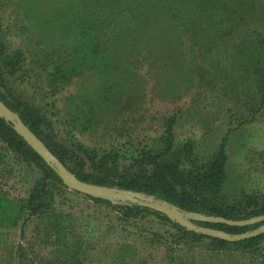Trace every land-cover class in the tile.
Segmentation results:
<instances>
[{"label":"trees","instance_id":"1","mask_svg":"<svg viewBox=\"0 0 264 264\" xmlns=\"http://www.w3.org/2000/svg\"><path fill=\"white\" fill-rule=\"evenodd\" d=\"M110 1L105 4L107 9L101 6V12L99 2L98 7L93 8L92 0H70L66 6L55 5L53 13L59 20L57 34L71 38L73 48L66 46L71 53L62 60L54 59L48 49L40 47L36 50V57L55 66L47 83L51 94L55 95L70 85L73 79L93 73L97 77L94 83L97 87L93 91L85 89L77 99H70L71 107L80 100L85 106L84 110L79 107L82 112L91 111L89 102L102 104L104 109L112 108V113L120 106L124 107L123 110H138L146 98L145 84L139 72L149 59L152 61L147 65L155 71L157 84L164 87L172 83L169 79L174 77L173 31L178 19L191 15L199 21L197 41L209 38L210 44L215 45L218 34H222V46L218 42L215 51L211 50L213 57L219 53L226 59L222 63L227 62L234 70L228 58L237 54L246 75L252 67V78L261 95L256 111L264 108L263 34L253 29L251 41L245 38L243 45L233 46L237 53L233 54L227 46L239 31L249 27L250 20L259 18L257 22L262 26L264 0ZM256 11L261 13L262 19L252 16ZM22 30L25 33L30 31L27 27ZM248 30L246 32L250 36ZM3 31L0 25V101L17 114L81 181L153 196L184 213L231 221L264 216V192L260 187L248 181L243 174L230 180L227 154L230 131L222 139L217 152L209 157L201 156L191 140L178 143L175 130L179 114L164 119L160 136L135 133L126 140L115 142L108 149L88 147L74 135L77 116L72 113L64 116L55 102L45 103L44 100L49 101L47 95L37 100L28 92L16 95L10 92L9 87L7 89L11 78L24 74L25 56L19 51H12ZM157 60L163 65L157 67ZM208 67H213V64ZM208 67L202 64L198 66V71L213 72ZM34 100L35 103L43 101V105L38 103L36 106ZM117 117L115 115L113 119L117 120ZM104 118L107 122V112ZM250 124L252 121L246 120L242 125ZM257 133V140L253 139L251 143L262 148L264 129ZM247 137L253 138V134L249 133ZM0 144V165L9 161L10 154H13L18 162L41 173L40 181L26 198L19 201L9 200L0 189V246L10 250L13 256L9 259L10 264H217L221 256L230 260L226 262L222 259L219 264H233L235 259L237 264H264V234L229 243L187 231L165 215L138 204L114 205L87 196L84 197L91 203L87 208L62 211L56 206V197L62 195L53 192L51 185L59 186L58 191L67 188L56 172L17 134L13 125L1 118ZM249 147H244L241 152L245 158ZM121 164L127 166V171H121ZM94 206L108 208H91ZM148 216L162 224L161 230L145 221ZM103 219L108 220L115 234L134 230L138 233L137 238L135 241L118 240L100 251L99 248L104 246L100 240ZM193 223L230 235L250 233L264 225V222L244 227L201 221ZM30 234L29 239L27 235ZM13 237H19L20 241L11 248L15 242Z\"/></svg>","mask_w":264,"mask_h":264},{"label":"rangeland","instance_id":"2","mask_svg":"<svg viewBox=\"0 0 264 264\" xmlns=\"http://www.w3.org/2000/svg\"><path fill=\"white\" fill-rule=\"evenodd\" d=\"M69 2L70 0H0V25L4 30L3 32L11 43L12 51H19L25 56L24 74L11 78L10 82L7 83V89L9 87L10 92L16 95L21 92H28L37 100L47 95L49 101L46 99L44 100L45 103L55 102L57 109L64 116L66 113L77 116L75 118L77 129H74V135L79 141L91 148L108 149L111 145L116 144L115 142L122 139L126 140L128 136L135 133L147 134L152 137L160 136L164 119L175 114L180 116L175 130L178 143L193 141L197 147V152L204 157L216 153L222 139L230 131L227 147V154L230 159V180L237 179L243 174L248 181L259 186L264 192V146L258 148L251 143V140H257L256 133L260 129H264V108L259 112L256 111L259 109L256 106L261 95L258 94L256 82L252 78V67L246 75L245 70L240 67L237 54L232 55L230 59L228 58L229 54L225 57L233 64L234 70L230 69L227 62L222 63L226 59H223L218 51L217 57H213L211 54L212 51H215V45L222 41V34H218L215 45L210 44L209 38H204L199 42L197 41L199 37L196 35L199 21L193 19L191 15L181 17L176 22L175 31H173L175 38V50L172 56L174 77L169 79L172 83L170 82L164 87L157 84L154 75L156 73L148 66L149 61L152 60L148 59L146 66L139 72V77L145 84L146 98L138 110H123L124 107L120 106L115 108L112 113V108L104 109L105 106L102 104L97 102L90 104L89 102L91 111L82 112L79 107L84 110L83 102L78 100L71 107L70 99L75 97L77 99L78 95L86 91L85 89L93 91L97 87L94 86L97 81L95 74L88 73L77 77L73 79L70 85L53 95L50 93L47 83L55 70V66L35 55L36 50L40 47L52 52L54 59L60 58L62 60L65 55L71 53L69 51L73 48L70 44L71 38L61 37L57 34L56 24L58 26L59 20H56L55 13H53L55 5L66 6ZM98 2L99 12H101L100 8L105 7L107 9L105 4L107 5L111 1L92 0L94 6H91L93 8L98 7ZM252 16L262 19V15L258 11ZM248 19L250 20L249 17ZM259 20V18H254L249 21L250 36L246 32L248 28H244L232 38L231 43H227L233 54L238 52L233 46L243 45L245 38L248 41L252 40L254 37L251 33L253 29H258L264 36V23L260 26L257 22ZM204 26L207 28L206 24ZM23 27H27L30 31L25 33L22 30ZM43 37H47L46 40ZM196 42L199 44L195 45ZM66 46H68V50ZM158 62L157 67L163 65L162 62ZM202 64L206 68L209 64H213V67H208L213 72L209 73L203 69L198 71V66ZM235 64L238 69H235ZM42 102L35 103L34 100L36 106ZM115 111H117L116 114H114ZM105 112L109 115L107 122L104 118ZM115 115L118 116L117 120L113 119ZM246 120L252 121V124L242 125ZM249 133L253 134V138L248 139ZM248 146L250 147L245 153V158L241 152L244 147ZM0 148H2L1 144ZM10 155V160L6 161L4 165H0V189L7 194L9 200L19 201L26 198L34 185L40 181L41 173L34 167L18 162L13 154ZM120 168L123 172L127 171L126 165L121 164ZM114 170L117 171V169ZM57 187L59 188L57 185H51L53 192H59L58 194L62 195V197H56V206L62 211L74 212V210L78 211L79 208L90 206L91 203L81 194L63 188L58 191ZM64 202L65 204L62 205ZM91 208L108 207L94 206ZM145 221H148L155 229L161 230L162 224L157 219L148 216ZM108 224V220L103 219L100 240L104 246L99 248L100 251L118 240L135 241L138 236L137 231L134 230L130 233L115 234ZM17 234L19 235V233ZM27 236L29 239L31 238V234ZM13 239L15 242L11 248L16 247L20 241L19 237H13ZM9 251L6 247L0 246V264H10L9 259L13 256ZM156 256L159 258V254L156 253ZM222 259L226 262L230 260L221 256L216 263H221ZM236 261L237 259L233 264H237Z\"/></svg>","mask_w":264,"mask_h":264},{"label":"water","instance_id":"3","mask_svg":"<svg viewBox=\"0 0 264 264\" xmlns=\"http://www.w3.org/2000/svg\"><path fill=\"white\" fill-rule=\"evenodd\" d=\"M0 118L11 123L14 130L24 141L50 166L61 179L63 185L69 190L79 193L83 196L106 200L114 205L118 204H138L144 208L159 212L165 215L170 221L186 228L187 231L201 233L207 237L222 240L229 243L240 242L248 238L264 234V225L259 229L242 234L230 235L226 232L214 230L211 228H202L196 226L193 221H201L210 224H226L229 226H250L259 222H264V216L247 221H231L224 218L206 217L199 214H190L182 212L178 207L167 202L157 200L155 197L142 196L137 193L119 190L115 187H102L81 181L73 174L60 160L49 150L44 142L39 139L21 120V118L12 112L2 101H0Z\"/></svg>","mask_w":264,"mask_h":264}]
</instances>
